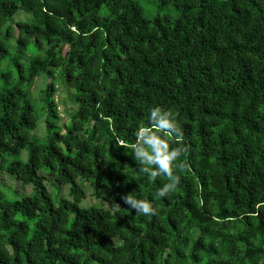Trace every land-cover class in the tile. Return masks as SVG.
Instances as JSON below:
<instances>
[{
	"label": "trees",
	"instance_id": "1",
	"mask_svg": "<svg viewBox=\"0 0 264 264\" xmlns=\"http://www.w3.org/2000/svg\"><path fill=\"white\" fill-rule=\"evenodd\" d=\"M153 1L178 16L149 18L137 0H0V169L32 188L0 183V264H264V0ZM59 72L77 103L63 127ZM155 105L188 148L163 198L167 177L133 154ZM84 184L101 204L84 205ZM129 193L158 214H137Z\"/></svg>",
	"mask_w": 264,
	"mask_h": 264
},
{
	"label": "clouds",
	"instance_id": "2",
	"mask_svg": "<svg viewBox=\"0 0 264 264\" xmlns=\"http://www.w3.org/2000/svg\"><path fill=\"white\" fill-rule=\"evenodd\" d=\"M147 119L150 126H139L135 132L137 139L133 146V154L140 165V171L149 179L167 177V181L154 193V197L163 198L173 192L179 184L180 175L177 174V170L184 167L181 157L188 148L182 144L169 143V137L176 136L182 139L184 135L180 122L172 110L161 105L152 106L148 110ZM124 200L137 214H158V209L149 199L138 198L129 193L124 196Z\"/></svg>",
	"mask_w": 264,
	"mask_h": 264
},
{
	"label": "rangeland",
	"instance_id": "3",
	"mask_svg": "<svg viewBox=\"0 0 264 264\" xmlns=\"http://www.w3.org/2000/svg\"><path fill=\"white\" fill-rule=\"evenodd\" d=\"M145 9V14L149 18H153L158 14H164V13H169L174 16H178V10L174 5H167L165 7L160 8L159 4L153 0H137ZM30 19V16L28 14H23L19 13L15 17V21L17 22H23V21H28ZM32 46V45H31ZM31 50L33 51V47H31ZM10 65V61H8L5 66L3 67V70L7 69L8 66ZM17 69H13V73L16 75ZM61 72L58 74V81H57V86L55 89V103L59 108V113H60V120H59V126L63 127L66 125H69L71 123V118L72 114L77 108V103L74 99L75 97V92L74 91H68L65 88L64 83L61 80ZM16 80L15 78L11 79L8 83L4 84V87L6 88H14L16 85ZM47 86V79L45 76L38 78L35 86L32 90V96L33 98H38L39 95L41 94L42 91L46 89ZM45 116H43L42 121L38 123V129L35 132L36 136L34 134L32 135V139L36 140L38 138L39 141H44L46 140L47 137V131H46V124H45ZM26 156H23V159H25ZM0 183L4 184L7 188H11L15 191L16 196L23 195L25 193H31L32 188L28 187L24 189V187L20 183H16V181L12 178L9 177L7 174H5L1 169H0ZM84 190L85 192L90 195L87 201L84 202V205H87L88 203L92 204H101L100 200L95 198L93 196L95 194V190L89 185V184H84ZM48 188L52 190L53 188V182L48 183ZM66 191L68 188H65ZM65 189L63 188V193H65Z\"/></svg>",
	"mask_w": 264,
	"mask_h": 264
}]
</instances>
